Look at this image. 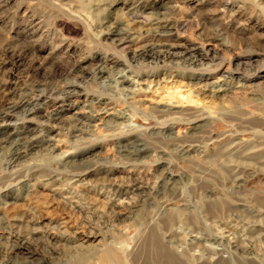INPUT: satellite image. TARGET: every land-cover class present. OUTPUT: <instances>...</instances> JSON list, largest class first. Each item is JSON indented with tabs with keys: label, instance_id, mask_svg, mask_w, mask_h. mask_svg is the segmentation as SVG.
<instances>
[{
	"label": "rangeland",
	"instance_id": "rangeland-1",
	"mask_svg": "<svg viewBox=\"0 0 264 264\" xmlns=\"http://www.w3.org/2000/svg\"><path fill=\"white\" fill-rule=\"evenodd\" d=\"M110 1L0 0V123L6 119L11 130L27 129L37 140L14 160L5 151L9 141L0 142V264H10L14 236L27 238L31 254L24 255L45 257L41 264H103L104 250H75L72 237L32 239L33 223L61 219L77 237L93 231L124 264H264V0ZM160 16L171 26L166 37L153 28ZM106 20L126 33L124 42L106 34ZM166 43L180 55L134 56L143 46ZM101 62L107 70L94 77ZM121 69L127 82L102 85ZM73 71L78 94L54 120L23 118L1 100L23 97L46 113L59 100L35 96L31 84L62 82ZM219 80L228 91L213 96L206 88ZM77 118L84 131H70ZM170 126L180 127L177 139L199 153L172 152ZM229 133L254 145V154L219 157L223 143L213 138ZM134 141L151 154L132 165L122 146ZM156 158L169 165L156 166ZM165 167L175 172L173 186L146 191ZM132 171L143 172L145 192L126 194L128 215L115 220L105 202ZM73 182L78 186L71 189ZM54 187L83 211L64 206Z\"/></svg>",
	"mask_w": 264,
	"mask_h": 264
},
{
	"label": "bare ground",
	"instance_id": "bare-ground-1",
	"mask_svg": "<svg viewBox=\"0 0 264 264\" xmlns=\"http://www.w3.org/2000/svg\"><path fill=\"white\" fill-rule=\"evenodd\" d=\"M110 2L113 4V3H116L117 0H111ZM102 23L105 24L104 27L107 29L106 34L112 35L116 42L122 43L125 41L126 33L124 31H122L121 28H119L117 26H111L112 23L109 20H106ZM153 24H154L153 28L155 29L156 33H159V34L164 35V36L165 35L167 36L169 34L171 26H170L166 17H161V16L156 17L155 22ZM149 45L150 46H143L142 48H140L141 49L140 53H138V54L135 53L134 56H139V54L145 53L146 55L151 57L153 60L161 61L164 58H172V57H176V56L180 55L179 51H177V45L176 44H172V43L167 44L166 43V44H163L161 47H157V48L153 47L151 44H149ZM196 61H197V59H195V58H189L190 63H195ZM106 70H107V65H105L103 62H101L100 64H98V67L92 72V74L94 77L102 76V74ZM72 73L74 75H70L71 77L69 79H66L62 82H58V83L53 84L51 82H47L44 80L43 81L36 80L31 84L30 91L35 93V96H40L41 94L46 93V94H50L52 96H55V98L59 100L58 102L56 101L57 106L53 107L49 111H46V113H40L39 112L40 106L28 107L27 106L28 100L23 98V97L18 98L16 100H11V98H10V100L8 98L5 99V97H4V99H1V100L3 102H5V106H6L7 110L14 111V112L19 111L22 113L21 115L23 118L32 119V118L38 117V118H42L41 120H44L47 122L54 120L58 116L59 107L65 101H69L75 95L78 94V90L76 89V87L78 85V83L76 81V77H77L76 71H73ZM127 79H128V77L126 76V71L124 69H121V70H118L114 75H111V77L109 79H106L105 81H103L102 85L105 87L117 88L118 84H124L125 82L128 81ZM207 85H205V86H207ZM206 91L211 92V93L213 92L214 93V94H212L213 96H216L219 92H223V94H225L228 91V85L226 84L225 80H222V81L219 80L217 82H212L211 84H209L206 88ZM128 92L130 93L131 98H133L135 96V94L131 90H128ZM12 99H13V97H12ZM163 114H165V113H163ZM115 116L119 119L125 118V115L123 114V112H119V113L115 114ZM84 127H85V122L83 120L77 118V120L71 124L70 131H84ZM168 131L171 133L175 132L174 136L167 137V140L174 141V143L172 144L173 147L171 149L172 152H179L180 157L188 158L191 156L192 152L198 151L199 148L197 145L190 144L186 141L183 142L184 141L183 139L182 140L177 139V137L180 136V127L176 128L174 126H170L168 128ZM184 135H185V133H184ZM185 137H187V135H185ZM213 139L216 142H222L223 143V144H220L222 151L219 152L218 156L221 158L223 157L224 159H227L229 157L234 156V154L236 152H239L242 155L243 154L253 155L254 154L253 152L255 151L254 145L249 146L250 145L249 143L241 142L240 140H238V138L234 134L229 133V134H223L222 136L218 135V136H216V138H213ZM175 140H178V141L175 142ZM2 141L3 142L9 141L8 142L9 145L7 146V148L5 147L6 148L5 151H7L8 155L10 156V160L16 159L20 155L21 152H23L24 150H26V149L34 146L35 144H37L36 136L34 134H31V131H29L27 129L11 130V128H9L8 124L6 123V119L0 123V142H2ZM122 147H123V150H122L123 154L122 155H124L127 158V160L129 161V163H131L132 165L136 164L137 161L140 160L143 156L151 154V148L143 142L134 141V142H132L131 145H129V146L124 145ZM0 149H2V148H0ZM198 153H199V151H198ZM260 153L261 152H258L255 154L261 155ZM154 162L156 163V166H158V165L168 166L169 165V164H163L162 160L159 161L158 158L154 159ZM142 173L132 171L131 173L127 174L124 177L125 181L123 184L114 185L112 187V189H111L112 190V198L109 199L110 201H106L105 203L107 206H109V212L108 213L110 214V216L112 215V218L114 217L115 220L120 219V217L122 215H128V214L124 213L125 210L122 207V200L126 194L130 193V194L135 195V196H141L145 192L144 190H142L144 187L140 184L141 181L144 179V175ZM174 173L175 172H173L172 170H169L168 167H165L162 170V172L160 174H158V176H157L159 184L157 183L154 186H146V184H145L146 191L151 190V189L154 191H157L159 189V187L163 188L166 185L173 186L174 180L172 179V177L175 175ZM76 186H78V184H75L73 182V185L70 187L72 189L73 187H76ZM53 191L55 193L60 194V196H61L60 200L64 206H67L69 209H71L74 212H80L81 213L83 211L84 207L78 201H76L75 199H71L69 195L65 194V192H63V189H60L59 187H54ZM71 194H73V193H71ZM114 200H117V202L116 201L114 202ZM163 208L165 209L164 206H163ZM123 210H124V212H123ZM178 212L179 211L177 210L176 213H178ZM172 217H173V215L169 219H171ZM41 223H42V221L39 220V221H36L35 223H33V225L31 226V232L34 235V237L32 239L37 240V241L42 242V243L43 242H50L51 243L52 240H55L54 242L69 243L68 241L70 240V237H72V238H74V240H76V244L73 246V248L75 250L77 248L82 249V248L92 247L91 248L92 252H98L102 249V250H104V253H105V256L103 257L104 260L102 262L103 264H124L121 260V256L117 252H115L116 249L113 250L111 247H106V248L101 247L102 246L101 241L99 239H97V235L91 234L93 231H91L89 234H87V236H84L85 238H81V237H77V232H75V231L70 232L69 231L68 224H67L68 222L66 219H63V220L61 219V221H59L58 223H53V224H51L49 222L51 224V226L48 222L47 223L44 222V223H42V225H39ZM84 224L86 225V227L89 226V222L84 223ZM87 224H88V226H87ZM82 228H85L84 225H82ZM88 228H90V227H88ZM88 235H90V236H88ZM221 239H222V236H216L213 238V241L220 243ZM12 240L13 241L10 245L9 255L12 254L14 257L12 255L10 256V264H41V263H43V260H45V257H34L33 258L31 256L24 255V253L30 251L29 247L26 246V243H27L26 237L14 236ZM49 254H51V252H49ZM28 257H30L31 260H29Z\"/></svg>",
	"mask_w": 264,
	"mask_h": 264
}]
</instances>
